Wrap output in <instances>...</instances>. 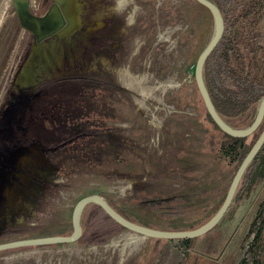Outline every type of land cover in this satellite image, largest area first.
<instances>
[{
  "label": "rangeland",
  "instance_id": "1",
  "mask_svg": "<svg viewBox=\"0 0 264 264\" xmlns=\"http://www.w3.org/2000/svg\"><path fill=\"white\" fill-rule=\"evenodd\" d=\"M51 1L26 0L35 14ZM81 1L82 25L66 38L51 37L49 67L36 73L52 79L31 99L36 141L31 151L20 147L17 164L0 174L8 179L0 188V236L62 232L73 203L92 192L143 225H200L219 205L234 169L217 151L221 134L206 119L193 79L192 62L212 32L210 12L191 0H135L140 12L128 27L130 7L116 15L114 0ZM1 20L0 116L32 41L11 2ZM48 92L51 137L38 109ZM77 125L97 132L46 160L39 140L54 145L58 132ZM263 212L264 179L187 241L139 234L88 206L74 241L8 250L0 264H237L249 259ZM259 244L264 256V234Z\"/></svg>",
  "mask_w": 264,
  "mask_h": 264
},
{
  "label": "trees",
  "instance_id": "2",
  "mask_svg": "<svg viewBox=\"0 0 264 264\" xmlns=\"http://www.w3.org/2000/svg\"><path fill=\"white\" fill-rule=\"evenodd\" d=\"M191 1L201 5L196 0ZM209 1L215 4L221 13L223 30L217 43L203 61L202 79L219 116L234 128H244L253 120L258 103L264 94V0ZM204 114L210 124L221 134L220 139L216 141L217 151L228 162L234 163L233 174L264 126V112L257 127L245 136H232L222 131L214 123L205 107ZM86 136L84 134L83 137ZM231 176L224 183L225 190ZM262 179H264V139L242 172L230 203L244 197ZM107 203L125 218L139 223L109 201ZM88 206H91L92 209L93 207L97 208L111 219L98 204L87 202L79 214L80 228L83 224L82 214ZM70 231L71 227L66 226L64 231L57 232V234H69ZM51 234H56V232ZM263 234L264 212L258 226L253 230L252 238L248 244L249 252L251 250L249 259L241 258L237 264L263 263V254H258L259 242ZM182 239L188 240V238Z\"/></svg>",
  "mask_w": 264,
  "mask_h": 264
},
{
  "label": "water",
  "instance_id": "3",
  "mask_svg": "<svg viewBox=\"0 0 264 264\" xmlns=\"http://www.w3.org/2000/svg\"><path fill=\"white\" fill-rule=\"evenodd\" d=\"M196 1L208 9L213 22L211 35L206 44L197 54L193 64V79L196 89L206 111L208 112L214 123L222 131L232 136H245L257 127L263 116L264 94L258 103L253 120L248 126L244 128H234L230 126L216 112L204 85L201 69L205 57L212 50L221 36L223 30V20L219 9L211 1ZM11 3L14 6L19 24L23 28L29 30L31 35L35 38V42L31 44L30 51L23 65L18 71V75L22 70L26 71L32 65H43L45 61L49 59L51 54V45L49 47L39 46V43L37 42L40 39L50 35L56 38H66L74 31L78 30L82 25L80 14L82 12L81 6L83 2L81 0H52L45 12L40 15L33 14L29 11L26 0H11ZM263 139L264 126L260 129L258 135L254 139L249 149L236 167L234 173L232 174L219 206L207 220L196 227L190 229H160L134 222L125 218L116 210H114L98 193L92 192L80 196L73 203L70 211L71 231L69 232V234H48L7 240L4 242H0V249L24 245L74 241L81 233V228L79 225V214L82 207L87 202L98 204L104 210V212L120 226L145 236L159 238H187L202 234L210 229L227 209L242 172L259 148Z\"/></svg>",
  "mask_w": 264,
  "mask_h": 264
},
{
  "label": "flooded vegetation",
  "instance_id": "4",
  "mask_svg": "<svg viewBox=\"0 0 264 264\" xmlns=\"http://www.w3.org/2000/svg\"><path fill=\"white\" fill-rule=\"evenodd\" d=\"M45 10L43 12L37 13L36 15H40L44 13ZM104 23L105 22L103 23L97 22L95 27H100L104 25ZM31 37H32V41H31L32 44L33 42H35V38L32 35ZM51 37H52L51 35L46 36L40 39L37 43H39V46L49 47L51 43H53L51 42L52 41ZM28 53L26 54V56L24 57V59L22 60L16 71L15 77L12 82L13 88L9 92V96L7 97L3 107L2 116H0V174L1 172L4 171L3 169L5 167L9 168L10 165L14 166L17 164L18 157L16 156L17 155L16 153L20 147L28 148V150H30L31 146H33V144L35 143L36 139L34 133L30 129V121H32V118L35 117L36 115L33 114V110H35V107L33 106V102L31 103V99H33V97L39 94V92L41 93V90H43L44 86L47 83H50L52 80L50 79V76L46 77V79H41L38 76L36 77V73L38 71L40 72L44 68L49 67L48 64L50 62V57H51L50 56L49 59L46 60L43 65L41 64L32 65L29 68V71L32 75H31V79L28 82L20 83L18 81L17 79L18 71L23 65ZM65 78L66 76L60 77L59 80H64ZM50 98H51L50 92H48L47 95L45 93L44 96L41 98L42 100L44 99L45 102L38 109H39V113H41V116H43L40 117V120L44 123L45 128L49 129L50 137H51L53 136V134L51 133L52 118H51V112H48L49 111L48 109L51 106ZM58 99H59L58 104H60V102L64 100V98L62 97V93H59ZM77 126L78 127L76 130L69 129V130H65L64 132H58L55 137L56 141L54 145L46 144L49 143V141H51V138H49L45 143H41L39 140V143L41 145L40 150L43 157L48 161H52L51 153L54 152L56 149H59L60 147H64L66 144H70L75 141H78V139L83 138L84 134L88 136L97 132V130L94 131L81 130L80 125ZM7 181H8L7 178L5 179L3 176H0V188L1 186H3L4 183L6 184ZM24 237H28V236L9 237L3 233L0 236V242L17 239V238H24ZM24 246H29V245H24ZM20 247L23 246L0 249V263L1 261H3L1 258V256H3L2 255L3 252Z\"/></svg>",
  "mask_w": 264,
  "mask_h": 264
},
{
  "label": "clouds",
  "instance_id": "5",
  "mask_svg": "<svg viewBox=\"0 0 264 264\" xmlns=\"http://www.w3.org/2000/svg\"><path fill=\"white\" fill-rule=\"evenodd\" d=\"M128 11V14L125 16V24L128 27H131L136 22V16L140 12L139 5L135 4V0H114V6L112 8V12L116 15H121ZM101 63H107L105 58H100ZM129 187H131V182H129Z\"/></svg>",
  "mask_w": 264,
  "mask_h": 264
},
{
  "label": "bare ground",
  "instance_id": "6",
  "mask_svg": "<svg viewBox=\"0 0 264 264\" xmlns=\"http://www.w3.org/2000/svg\"><path fill=\"white\" fill-rule=\"evenodd\" d=\"M9 2H11V0H0V19L3 20L4 18V12H5V9L7 7V5L9 4ZM7 19V18H6ZM1 20V21H2ZM4 21V20H3ZM2 21V22H3ZM53 52V51H52ZM53 58V57H52ZM39 67V66H38ZM46 67V66H45ZM31 73L29 71V69H27L26 71L25 70H22L20 72V74L18 75L17 79L18 81L21 83V82H28L30 79H31Z\"/></svg>",
  "mask_w": 264,
  "mask_h": 264
}]
</instances>
